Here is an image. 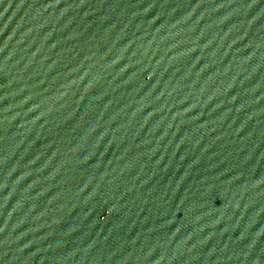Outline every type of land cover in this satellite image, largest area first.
<instances>
[{"label":"water","instance_id":"water-1","mask_svg":"<svg viewBox=\"0 0 264 264\" xmlns=\"http://www.w3.org/2000/svg\"><path fill=\"white\" fill-rule=\"evenodd\" d=\"M0 264H264V0H0Z\"/></svg>","mask_w":264,"mask_h":264}]
</instances>
